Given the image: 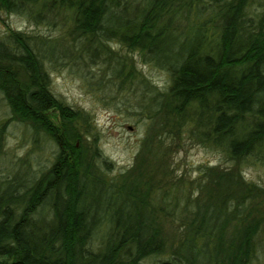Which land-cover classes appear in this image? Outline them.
Returning a JSON list of instances; mask_svg holds the SVG:
<instances>
[{"label": "trees", "instance_id": "16d2710c", "mask_svg": "<svg viewBox=\"0 0 264 264\" xmlns=\"http://www.w3.org/2000/svg\"><path fill=\"white\" fill-rule=\"evenodd\" d=\"M2 11L36 23L61 16L67 28L0 33V92L12 117L56 145L37 174L19 168L0 181V264H253L264 184L242 167L264 164V0H0ZM110 40L163 68L167 88ZM85 52L111 60L114 83L141 97L145 133L118 174L90 113L50 88L48 64ZM184 133L231 164L173 176L168 144Z\"/></svg>", "mask_w": 264, "mask_h": 264}, {"label": "rangeland", "instance_id": "374dc122", "mask_svg": "<svg viewBox=\"0 0 264 264\" xmlns=\"http://www.w3.org/2000/svg\"><path fill=\"white\" fill-rule=\"evenodd\" d=\"M8 25L29 34L47 37L61 36L67 28L61 16L52 22L36 23L24 13L2 11L0 33L7 30ZM66 41L73 43L71 38ZM109 43L119 53L126 54L135 67L157 84L158 88H167L169 76L163 68L145 62L138 51H129L113 40ZM84 56L85 60L60 58L48 64L50 88L59 99L90 113L96 126V143L102 156L110 163L109 173L118 174L133 165L145 133L146 121L137 113L141 97L127 83L122 87L114 83L111 60L104 61L96 57L91 61L89 52H85ZM0 125L4 126L0 181L12 176L19 168L37 174L42 166L51 163L56 145L49 135L16 115L12 117L11 108L1 92ZM187 135L184 133L181 137H175L171 145L168 144V163L173 176L194 179L203 164H231L220 150L199 143ZM242 168L248 179L264 184V164H245ZM262 236L258 256L253 264H264Z\"/></svg>", "mask_w": 264, "mask_h": 264}]
</instances>
